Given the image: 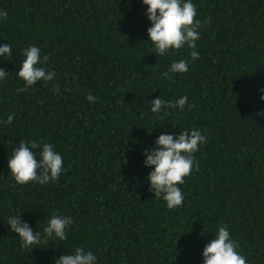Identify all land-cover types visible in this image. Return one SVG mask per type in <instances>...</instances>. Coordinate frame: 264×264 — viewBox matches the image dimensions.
<instances>
[{
    "label": "trees",
    "instance_id": "16d2710c",
    "mask_svg": "<svg viewBox=\"0 0 264 264\" xmlns=\"http://www.w3.org/2000/svg\"><path fill=\"white\" fill-rule=\"evenodd\" d=\"M208 23L199 58L165 75L186 47L156 56L141 0H0V264H54L76 247L98 264H203L202 250L226 225L247 264H264V0H192ZM37 46L56 73L24 92L22 49ZM92 94L96 102L86 100ZM188 97L183 111H149L156 97ZM198 128L206 142L181 185L182 205L154 197L142 153L161 133ZM49 143L64 172L46 185L16 184L7 161L21 140ZM39 154V149L34 150ZM70 215L67 239L21 250L7 226L20 215L42 233ZM59 245V246H57Z\"/></svg>",
    "mask_w": 264,
    "mask_h": 264
},
{
    "label": "clouds",
    "instance_id": "9594fccd",
    "mask_svg": "<svg viewBox=\"0 0 264 264\" xmlns=\"http://www.w3.org/2000/svg\"><path fill=\"white\" fill-rule=\"evenodd\" d=\"M146 7L145 16L150 24L146 33L156 56H166L172 51L183 48L190 49V60L179 59L171 63L168 76L183 74L189 70V63L199 58L196 42L200 39L201 30L208 23L205 19L201 22L196 19L197 10L192 0H141ZM7 14L0 10V18H6ZM13 48L10 44H0V59L12 55ZM24 59L19 65L16 77L23 86L17 92L27 91L38 82L52 84L53 93L60 91L59 85L53 83L56 73L47 67L48 57L41 54L37 46H28L21 50ZM7 72L0 68V81H4ZM260 100L264 102V88L258 89ZM86 100L95 103L96 97L92 94L86 96ZM188 104V97L180 96L175 101H167L156 97L150 101L149 111L159 115L168 109L183 111ZM264 115V112L257 113ZM13 115H8L3 124H11ZM206 135L198 128L185 129L176 135L161 133L154 141L151 148L142 153L143 165L150 168L146 180L149 190L154 197L165 202L167 209H175L182 205L184 194L181 185L195 167L193 154L199 146L206 142ZM39 149V154L34 151ZM63 159L59 152L49 143L39 144L35 141L21 140L18 147H13L12 154L7 161L8 175H11L16 184L24 185L29 182L46 185L55 182L64 172ZM73 224L70 215L53 213L43 227L42 233L33 232L26 221L20 215H9L7 226L16 234L21 250L32 248L39 243L52 241H64ZM59 246V245H57ZM239 245L226 225H220L213 238L207 240L202 250L203 264H247L246 258L239 251ZM54 264H98L97 256L90 250L76 247L71 253L62 254L54 258Z\"/></svg>",
    "mask_w": 264,
    "mask_h": 264
}]
</instances>
